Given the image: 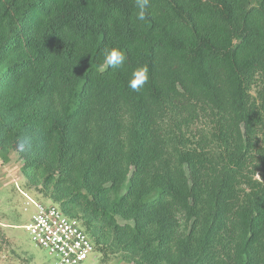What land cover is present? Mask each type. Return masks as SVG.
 <instances>
[{"label": "trees", "instance_id": "obj_1", "mask_svg": "<svg viewBox=\"0 0 264 264\" xmlns=\"http://www.w3.org/2000/svg\"><path fill=\"white\" fill-rule=\"evenodd\" d=\"M0 0V161L132 264H264V0ZM126 56L105 68V53ZM149 82L128 87L132 72ZM33 137L28 152L19 139Z\"/></svg>", "mask_w": 264, "mask_h": 264}, {"label": "rangeland", "instance_id": "obj_2", "mask_svg": "<svg viewBox=\"0 0 264 264\" xmlns=\"http://www.w3.org/2000/svg\"><path fill=\"white\" fill-rule=\"evenodd\" d=\"M20 166L15 152L9 162L0 161V264H51L53 258L31 241L24 228L35 213V204H50L51 200L28 185ZM81 264L132 263L119 254L96 250Z\"/></svg>", "mask_w": 264, "mask_h": 264}, {"label": "built area", "instance_id": "obj_3", "mask_svg": "<svg viewBox=\"0 0 264 264\" xmlns=\"http://www.w3.org/2000/svg\"><path fill=\"white\" fill-rule=\"evenodd\" d=\"M35 213L24 227L31 241L53 258L51 264H81L96 252L81 222L53 203L35 204Z\"/></svg>", "mask_w": 264, "mask_h": 264}, {"label": "clouds", "instance_id": "obj_4", "mask_svg": "<svg viewBox=\"0 0 264 264\" xmlns=\"http://www.w3.org/2000/svg\"><path fill=\"white\" fill-rule=\"evenodd\" d=\"M138 9L136 13V19L138 21H144L147 15V9L150 6L151 0H134ZM126 56L122 51L117 48H112L105 53V68H121L126 61ZM149 82V68L147 65L138 67L132 72L131 79L128 82V87L134 91L139 92ZM19 147L21 151L28 152L33 143V137L31 135L22 136L19 141Z\"/></svg>", "mask_w": 264, "mask_h": 264}]
</instances>
